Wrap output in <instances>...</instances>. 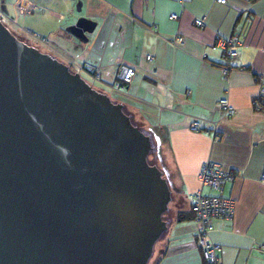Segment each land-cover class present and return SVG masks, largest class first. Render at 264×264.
I'll return each mask as SVG.
<instances>
[{
    "label": "crops",
    "instance_id": "1",
    "mask_svg": "<svg viewBox=\"0 0 264 264\" xmlns=\"http://www.w3.org/2000/svg\"><path fill=\"white\" fill-rule=\"evenodd\" d=\"M15 1L2 3L16 26L74 71L94 65V82L125 106L157 146L171 198L167 229L147 264H208L190 210L198 170L207 160L239 173L224 186L233 215L216 221L210 232L221 246V264H264V110L252 104L264 83V0H78L76 10L77 0H28L35 8L24 14L14 13ZM171 13L178 18L169 19ZM202 16L199 28L193 19ZM79 17L95 23L86 41L66 30ZM176 36L183 42L174 43ZM218 36L238 43L226 77ZM123 64L135 74L115 90L111 85ZM223 97L234 108L231 116L215 108ZM196 117L212 122L219 138L190 129Z\"/></svg>",
    "mask_w": 264,
    "mask_h": 264
},
{
    "label": "water",
    "instance_id": "2",
    "mask_svg": "<svg viewBox=\"0 0 264 264\" xmlns=\"http://www.w3.org/2000/svg\"><path fill=\"white\" fill-rule=\"evenodd\" d=\"M151 150L121 103L0 22V264H147L171 198Z\"/></svg>",
    "mask_w": 264,
    "mask_h": 264
},
{
    "label": "built area",
    "instance_id": "3",
    "mask_svg": "<svg viewBox=\"0 0 264 264\" xmlns=\"http://www.w3.org/2000/svg\"><path fill=\"white\" fill-rule=\"evenodd\" d=\"M216 1L220 4H226V0ZM34 8L35 5L28 0H16L13 3L15 14L29 13ZM168 18L177 19L178 14L171 13ZM0 22L6 27L9 23L17 25L16 19L11 17L5 10L2 0H0ZM193 23L195 26L203 28L205 16L194 18ZM38 40L42 43L45 42L44 38H38ZM173 42L180 44L183 42V38L176 36ZM216 44L221 47L226 60V65L222 67V73L226 77L231 66L230 60L236 56L238 43L232 38L218 36L216 37ZM146 59L150 60L151 56H146ZM75 71L79 74L84 73L93 81H97L99 78L96 67L89 63L75 66ZM134 74L135 72L132 67L124 64L120 65L116 72V80L111 87L115 90H123L132 81ZM258 96L264 98V83H260L259 85ZM252 104L256 109L259 108V103L256 99ZM215 108L225 116H231L234 113V108L226 97L220 98L216 102ZM189 127L194 131H203L209 134L214 140L219 138L215 125L206 119L193 118L189 123ZM238 175V171L222 170L218 165L209 160L203 162L198 170L199 188L190 195V210L193 214V220L198 224L197 243L208 264H221V246L211 240L210 232L214 229L216 221L230 220L233 215V203L230 198L225 196L224 186L226 182L234 180ZM261 181L264 183V175L261 177ZM204 189L207 192L204 193Z\"/></svg>",
    "mask_w": 264,
    "mask_h": 264
},
{
    "label": "rangeland",
    "instance_id": "4",
    "mask_svg": "<svg viewBox=\"0 0 264 264\" xmlns=\"http://www.w3.org/2000/svg\"><path fill=\"white\" fill-rule=\"evenodd\" d=\"M73 1V0H72ZM79 5H78V0L76 1V2H74V7H75V10H76V8L78 7ZM79 12H81V11H77V13H79ZM7 27H8V29L17 37V38H19L20 40H22L23 42H25V43H27V44H29V45H32V46H34V47H36L38 50H40V51H42V52H46V53H48V54H50V55H52L53 56V53L52 52H50L49 50H47L44 46H42V45H40L38 42H35V41H32V40H30L28 37V34L27 33H25L24 31H22L23 29H21V28H19V26H16L15 24H12V23H9V24H7ZM54 57V56H53ZM55 58H57V57H55ZM58 60H60L61 62H62V60H61V58L59 59L58 58ZM70 68H71V66L70 65H68ZM82 75V77L90 84V85H92L94 88H96V89H98V90H100V91H102V92H104V93H106V94H108L109 96H110V98L112 99V100H114L113 98V96H112V94L110 93V91H108L107 89H105V88H102L101 86H99L98 84H96L93 80H91L87 75H85V74H81ZM152 143L154 144V142L152 141ZM156 147V149H155V147ZM156 153H157V146L154 144L153 145V150H151L150 151V153L148 154V156H147V159L149 160V162L151 163V164H155L158 168L160 167L159 166V159H157V155H156ZM169 206L171 207V202H170V204H169Z\"/></svg>",
    "mask_w": 264,
    "mask_h": 264
},
{
    "label": "trees",
    "instance_id": "5",
    "mask_svg": "<svg viewBox=\"0 0 264 264\" xmlns=\"http://www.w3.org/2000/svg\"><path fill=\"white\" fill-rule=\"evenodd\" d=\"M69 67V66H68ZM69 69H70V71H72V72H75L73 69H71L70 67H69ZM92 86V85H91ZM93 87V86H92ZM100 91V90H99ZM112 100V99H111ZM256 100L258 101V103H259V108L260 109H262V110H264V98H262V97H257L256 98ZM113 102H118V101H116V100H112ZM123 110H124V112L130 117V120H131V122L135 125V126H137L144 134H146V135H148L149 137H150V140H151V135H150V133L148 132V131H146V130H144L142 127H140V126H138L137 125V123L135 122V120H134V118H133V116L131 115V113H129V111L125 108V106H123ZM151 145H152V150H153V143H152V140H151ZM150 153V152H149ZM148 160V159H147ZM148 162H149V160H148ZM150 163V162H149ZM151 164V163H150ZM165 214H166V211L162 214V219L163 220H166L165 219ZM188 218V217H187ZM192 218H193V214H192ZM181 219V218H180ZM163 235V234H162ZM161 235V236H162ZM160 236V237H161ZM160 237H159V239H160ZM158 239V240H159ZM157 240V241H158ZM157 241L155 242V244L157 243ZM154 244V245H155ZM154 248V247H153Z\"/></svg>",
    "mask_w": 264,
    "mask_h": 264
}]
</instances>
